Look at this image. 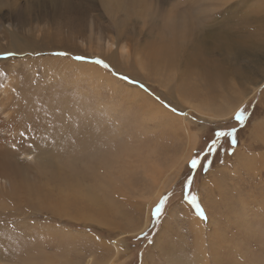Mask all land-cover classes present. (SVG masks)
<instances>
[{
  "label": "rangeland",
  "instance_id": "obj_1",
  "mask_svg": "<svg viewBox=\"0 0 264 264\" xmlns=\"http://www.w3.org/2000/svg\"><path fill=\"white\" fill-rule=\"evenodd\" d=\"M263 77L264 0H0V264H264Z\"/></svg>",
  "mask_w": 264,
  "mask_h": 264
},
{
  "label": "snow or ice",
  "instance_id": "obj_2",
  "mask_svg": "<svg viewBox=\"0 0 264 264\" xmlns=\"http://www.w3.org/2000/svg\"><path fill=\"white\" fill-rule=\"evenodd\" d=\"M61 55H63V53H61ZM77 59H81V57H77ZM96 63L101 64V65H102L103 67H105V68L108 67V65L105 64L103 61L98 60V61H96ZM122 79H127V78H126V77H122ZM236 119H237L241 124H243V121H244V113H243V111H239V112H237V114H236ZM235 131H236V130L233 129L232 131L227 132V133H226V132H217V133H216V137H217V139H219L220 137H225V136L233 137V144H234V143H235V139H234ZM216 146H217V141H216V140H213V141H212V144H211V146H210L211 149H215ZM199 164H200V161H199V159H197V158H193V159H191V161H190V167H191L192 169L197 168V166H198ZM190 202H191L192 204L196 205L197 212H198V214L200 215V217H201L202 219H206V217H205V215H204V212L202 211V209L200 208V206L196 203V197L192 196V197L190 198ZM162 205H163V202H161V205H160V206H157V207H156L155 212H154V215H155V216H159V215L161 214Z\"/></svg>",
  "mask_w": 264,
  "mask_h": 264
},
{
  "label": "bare ground",
  "instance_id": "obj_3",
  "mask_svg": "<svg viewBox=\"0 0 264 264\" xmlns=\"http://www.w3.org/2000/svg\"><path fill=\"white\" fill-rule=\"evenodd\" d=\"M9 34H10V33H9ZM15 35H16V34H15ZM16 36H17V35H16ZM5 38H6V37H5ZM17 45H18V43H17ZM15 46H16V45H15ZM2 54H3V53H2ZM208 70H209V69H208ZM211 71H213V70H211ZM211 71H210L209 73H211ZM219 72H221V71H219ZM211 74H212V73H211ZM218 75L220 76V74H218ZM214 76H215V75H214ZM212 78H213V74H212ZM214 78H215V77H214ZM263 78H264V77H263ZM256 89H257V88H256ZM157 108H158V107H157ZM157 108H156V109H157ZM164 113H165V112H164ZM169 119H170V118H169ZM179 121H180V120H179ZM181 124H183V123H181ZM186 127H187V126H186ZM186 127L184 128V130H185V129L187 130ZM182 130H183V129H182ZM191 140H192V139H191ZM187 141H190V140H187ZM194 142H195V141H193L192 143H194ZM195 143H196V142H195ZM195 143H194V144H195ZM189 145H190V144H189ZM176 147H177V146H176ZM189 147H190V146H189ZM2 149H3V148H2ZM1 154H3L2 156H3L6 160H9L8 162H11V161H12V160H11V154H10V153H7V152L2 151ZM25 155H26V157L31 158V157L28 156L27 154H25ZM187 157H188V156H187ZM187 157H186V159H187ZM184 158H185V157H184ZM186 159H185V160H186ZM182 161H184V160H182ZM176 162L178 163L177 160H176ZM175 164H176V163H175ZM175 164H174V165L172 166V168H171V170H173V171H171V170L169 169L172 173H171V176L167 178L166 184H168L167 182L169 181V179H171L175 174L178 173V171H180V170H178V168L181 166L182 163L179 164V166L176 164L178 167H177ZM168 174H169V173H168ZM162 189H164V188H162ZM164 190H165V189H164ZM160 195H161V194H160V191L155 192V195H154V198H153V199H154V200H157V199L160 197ZM154 200H153V201H154ZM153 201H152V202H153ZM152 202H151V204L149 205V207L152 205ZM148 212H149V210H148ZM84 219H85V218H84ZM197 223H198V222H197ZM145 226H146V225H145ZM43 258H44V257H43ZM39 259H42V255H41V258H39ZM46 261H48V260H46ZM46 261H45V262H46ZM43 262H44V261H43ZM54 262H55V261H54ZM48 263H50V261L47 262V264H48ZM51 263H52V262H51ZM51 263H50V264H51ZM25 264H27V263H25ZM28 264H29V263H28ZM32 264H33V263H32ZM45 264H46V263H45Z\"/></svg>",
  "mask_w": 264,
  "mask_h": 264
},
{
  "label": "water",
  "instance_id": "obj_4",
  "mask_svg": "<svg viewBox=\"0 0 264 264\" xmlns=\"http://www.w3.org/2000/svg\"><path fill=\"white\" fill-rule=\"evenodd\" d=\"M263 87H264V83H262V85H260V87L258 88V90H260Z\"/></svg>",
  "mask_w": 264,
  "mask_h": 264
}]
</instances>
